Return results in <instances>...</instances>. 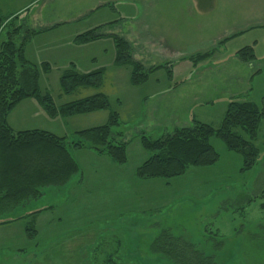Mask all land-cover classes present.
Returning <instances> with one entry per match:
<instances>
[{
    "label": "rangeland",
    "instance_id": "374dc122",
    "mask_svg": "<svg viewBox=\"0 0 264 264\" xmlns=\"http://www.w3.org/2000/svg\"><path fill=\"white\" fill-rule=\"evenodd\" d=\"M1 1L7 4V0ZM46 1L48 5L38 13L39 18L65 22L64 29L78 34L103 24L101 33L112 31L131 41L134 60L145 67L170 61L174 64V76L169 79L165 69H159L144 84L132 85L130 67L114 64V42L105 36L102 40L74 44L75 48L68 50L70 54L66 58L54 57L50 52L52 45H47L45 62L49 64V70L44 72L41 63L36 64L40 73V92L50 93L56 105L96 92L105 94L111 110L116 111L123 121L114 129L122 133L124 141L128 136L127 163L119 165L109 157L111 160L107 166L100 163L97 156L100 153L95 150L69 146L79 170L67 182L47 185L35 197L7 209L0 208V264H264V259L258 260L255 255L258 253L259 256V248L248 250L247 254L245 246L236 249L237 238L245 234L243 229L254 228V224H242L240 213L245 209L251 214L249 217H264V196L258 194L264 189V118L253 140L260 154L248 171L240 172L241 156L227 150L220 139L213 137L211 141L220 160L211 166L191 167L185 174L171 179L140 181L132 175L143 160L141 157L149 154L141 146L139 134L156 138L177 127L171 125V118L173 121L177 118L185 120V113L180 111L186 108L179 110L173 118L169 114L171 105L181 107L185 105V99H190L191 103L222 99L261 101L264 74L255 77L251 83L248 76L258 68H263L264 72V0ZM22 2H8L10 10L0 11L1 15H12ZM106 3L113 7L104 5ZM28 14L20 15L23 19L20 18L18 23L31 20V13ZM68 35L58 31L50 37L56 40ZM15 40L18 42L19 38ZM254 40L258 42L256 46ZM146 41H149L147 45L152 53L147 54L143 49ZM247 45L254 48L256 58L244 62L235 51ZM211 49H214L212 55L197 64L189 59L182 60L185 56ZM70 63L79 73L103 69L101 87H78L71 94H64L59 77ZM186 68L189 71H184ZM189 79L197 80L195 94L190 92L189 83L176 89L168 88L162 95L153 90H164L175 82ZM247 86L251 91L246 95ZM221 108V104L212 111L199 108V118L217 127L224 114ZM25 109L29 114L28 102L24 100L10 111L8 118L14 131L40 129L52 132L50 128L59 135H67L83 126L103 124V115L107 113V110L95 112L92 121L89 116L81 114L70 118L47 115L48 121L38 123L39 116L33 121L30 114L24 117ZM146 109H153L155 117L166 115L168 127L163 128L161 134L150 131V127H138L142 119L139 114ZM237 131L248 137L240 129ZM67 139L70 142L76 138L72 133ZM85 149L93 150L97 155L88 156ZM237 159H240L239 163ZM248 194L250 200H247ZM37 198L35 204L33 201ZM0 203L6 202L0 200ZM50 203L53 204L52 213L41 214L37 220L40 226L38 235L27 231L35 219L21 217L22 212L29 207L35 208L33 206L44 208ZM9 216L11 219H7ZM217 229L221 232L224 229L226 235L216 237ZM162 233L173 238L175 256L153 250V242ZM220 238H225V244L218 242ZM261 252L262 256L264 250Z\"/></svg>",
    "mask_w": 264,
    "mask_h": 264
},
{
    "label": "trees",
    "instance_id": "16d2710c",
    "mask_svg": "<svg viewBox=\"0 0 264 264\" xmlns=\"http://www.w3.org/2000/svg\"><path fill=\"white\" fill-rule=\"evenodd\" d=\"M104 5L113 7L111 3ZM17 18V14L3 17L0 13V200L6 202L0 205L2 209L41 194L42 187L67 182L79 170L77 161L68 150L69 146L91 148L107 155L119 165L127 163L128 142L123 140L121 132L114 131L121 121L118 113L111 110L105 94L96 92L56 105L50 93L40 92L39 67L29 63L24 54L29 38L40 29L24 31L21 24L14 26ZM101 26L103 24L77 34L73 42L84 44L104 36L112 38L115 46L113 62L116 66L130 67L129 81L132 85L144 84L159 69H165L168 78L172 79V62L145 67L133 59L132 46L125 37L101 33ZM235 35L225 38L221 43ZM16 37L19 38L18 42ZM213 50L196 53L188 58L197 64L210 57ZM235 55L244 62L256 58L251 45L239 48ZM41 67L44 72L49 70L46 62H42ZM102 81L103 69L79 73L73 63L59 77V85L64 94H71L78 87L97 89L101 87ZM28 97L36 99L50 117H69L107 110V120L101 125L73 132L76 139H70V142L65 136L60 137L40 129L14 131L7 122V116L18 103ZM263 118L264 96L259 103L234 99L227 103L217 127L192 118L190 126L176 127L156 138L140 133V144L149 154L134 168V176L141 180L171 179L185 174L191 167L211 166L220 157L212 144L213 137L220 139L227 150L241 156L240 172L248 171L255 165L260 154L253 140ZM237 129L248 137L245 138ZM28 230L35 232L31 227ZM172 239L162 233L153 242V250L170 257L175 256L176 246Z\"/></svg>",
    "mask_w": 264,
    "mask_h": 264
},
{
    "label": "crops",
    "instance_id": "0c3cea01",
    "mask_svg": "<svg viewBox=\"0 0 264 264\" xmlns=\"http://www.w3.org/2000/svg\"><path fill=\"white\" fill-rule=\"evenodd\" d=\"M13 1L19 2V0H9V1L7 0V4L6 3L4 4L3 1L0 0V4L3 5V6L0 5V11H2V12L9 11L10 8L8 6V2H10L12 4ZM20 5H22L20 8L14 9L12 11V13H13L12 15H15V14L18 15V18L16 19L14 26H17L18 24H21L23 26L24 31H26L27 29H31V30L32 29L33 30H39L40 29L39 32L35 33L34 35H32L29 38L28 42L25 45L24 54H25V57H26L27 61L29 63H34V64L42 63V62L47 61L45 59V55L47 54L45 52V50H46L48 44L52 45V50L50 52L54 53V55H53L54 57L55 56H57V57H65V58L68 57V55L70 54V53H68V50H72L73 48H75L74 47L75 43L73 42V38L78 34V32L77 31L76 32L75 31L72 32L71 30L67 31L66 29H64V28H66L65 27L66 25H64L65 22H63V23L54 22L53 20H43V19L39 18L38 13L42 12L43 10H45V8L48 5L46 0H23V2ZM25 12H27V14H28V12L31 13V15L29 16L31 18V20H29V21H25L24 20V22L18 23L19 22L18 20L20 18L23 19V17H20V15L22 16V14L25 13ZM24 31L22 30V32H24ZM58 31L59 32H64L65 34L69 33V35L68 36H63L61 38H57L56 40L54 38L51 39L50 34H53V33L58 32ZM103 33L104 34H113L112 31L111 32L107 31V32H103ZM105 37L106 38H110L108 36H105ZM98 40H102V38H99ZM148 42L149 41H146V44L143 43V49H145V52H147V54H149V52L150 53L153 52L152 50L149 49V47L147 45ZM257 43H256V40H254V45L255 46L257 45ZM35 53H37V56L35 55ZM42 53H44V54L42 56H39ZM189 56L183 57L182 60L183 59H186V60L189 59L188 58ZM263 59H264V56H263ZM257 60H258V57H257ZM262 69L263 68H258L255 71L251 72L250 75L248 76V82L251 83V82H253L255 77L263 75L264 72L262 71ZM186 70H187V68L184 71H186ZM187 71H189V69ZM173 76H174V70H173ZM187 83L190 84L189 85L190 86L189 87L190 88V92H193V94H195L198 91L197 88H196V85H195L197 83V80H194V81L191 80L190 81V79L189 80H181L180 83L175 82V84L173 86L171 85L172 87L167 85L169 87H165L164 90H160V89L157 90L156 88H153V90L155 92L161 93V95H162V93H165L166 91L169 90L168 88L176 89L177 87L185 85ZM247 85L249 86V83ZM248 86H247V90H246L247 91L246 95L248 93H250V91H251V88L250 87L248 88ZM193 94H191V96ZM144 99H145V97H144ZM24 100H25V102H28L29 114L31 116H33L31 121H33L36 116H39V119H40V122H38V123H41V121H43V123H45V120L48 121L47 118H49V117L47 116L46 112L43 110V108L37 102L36 99H34L32 97H28V98H25ZM24 100H22L21 102H24ZM159 102L161 103L162 101L159 99ZM228 102H229L228 99H222V100L208 102V103H203V102H201V103L200 102H192L191 103L190 99H187V100L185 99V105H181V107H179L178 105L173 104V105L170 106V108H172V110L169 112V114L174 118L175 116H177L176 114L179 113L178 112L179 110H181L183 108H186V110L180 111L182 113L183 112L185 113V120L177 118L175 121H173L171 116H169V115L168 116H169V118H171L170 119V121H172L171 125L172 124H176L177 127L178 126L179 127L189 126L191 124V119L192 118H196L197 120L201 121V119L199 118V113H198V109L199 108H205L204 109L205 111L211 109V111H212V109H214L215 106H219L221 104L222 105L221 110H222V113H224V111L226 109V105H227ZM25 111H26V109L23 112H25ZM100 111L104 112L105 110H100ZM95 112H97V111H95ZM95 112H90V113L81 114V115L89 116L88 118H91L89 121H92V120H94L93 118H95L93 116H96ZM144 112H145V114L143 115L142 113H144ZM147 112H148V114H147ZM142 113H140V114H139V112L137 113L139 115H142V119H141L140 123L137 124L139 128L141 127L140 129H144V126H146V127L152 128V130H150V131L153 132V130H154V131H157L156 133H159V132H162V131L165 130L163 128L168 127V124L165 123L166 122L165 121V116H166L165 114L158 115V116L155 117V115H153L154 114V110L153 109H146V111H143ZM9 114H8V116H9ZM29 114H27L25 112L24 115H26V116H24V117H28ZM8 116H7V122L10 125ZM103 116H104L103 120H104V122H106L107 116H108V111ZM22 117H23V115H22ZM56 117H54V118H56ZM70 117H72V116H69L67 118H70ZM64 118H66V117H64ZM119 118H120V116H119ZM49 120L53 121L54 119H49ZM120 121L123 122L121 119H120ZM142 121H143V123H142ZM262 121H264V119ZM163 122L166 125H164ZM91 123H93V122H91ZM120 124H119V127H120ZM39 125H41V124H39ZM43 125H46V124H43ZM48 125H49V122H48ZM90 125H92V126H83L81 129H75L73 131H69V134H67V135L64 134V133L59 135V134H57L56 132H54L50 128H49V130L52 131L51 133L54 132L53 134H55L57 136L69 137L75 131L97 126L96 124H90ZM26 129H28V128H26ZM23 130H25V129H23ZM114 130L118 131L116 129H114ZM121 130L123 132H125V129H121ZM159 134H161V133H159ZM124 139L127 141L128 136H127V139L126 138H124ZM128 143H127V147H128ZM257 145L260 146V143H258ZM79 151H82V150L79 149ZM84 151L88 152L87 153L88 156H90V154H95L94 151L93 150L90 151V149H88V150L85 149ZM95 155H97V154H95ZM97 156H99V158L101 159L100 163L108 166V164H109L108 162L111 160L109 157H106V155H104V154H100V155L98 154ZM146 156H145V158H146ZM142 157H144V156H142ZM142 157H141V159L145 160V158H142ZM93 158H95V157H93ZM143 160H141V162ZM237 161L239 163L240 159H237ZM141 162H139V163H141ZM119 167H121V166H119ZM119 170L120 169H118L117 171L119 172ZM132 175L135 178L133 173H132ZM137 180L142 181L141 179H137ZM263 193H264V189H262L258 194H260V196H262V198H263V196H264ZM250 198H251V196H250V194H248L247 195V200H250ZM33 202H36L35 204H37L38 203V198L35 201H33ZM33 207H35V208H32V207L26 208V210H24V212H22V216L21 217H26V218L29 217V218H32L33 220L35 219L34 225L31 228L35 227L34 229H35V233H36L40 229V226H39L37 220H39V217H40L41 214H46V213H49V212L52 213L51 209L53 207V204L52 203L46 204L44 206V208L43 207L39 208L38 206H33ZM244 211H245V209H244ZM244 211L240 213L241 217L239 216V218H240L239 220L242 221V224L244 226L245 225L249 226L251 224H254V228H252V229L244 228L243 229V233H245V234H244V236H239L237 238L236 243L238 244V246H237L236 249H238L239 247L242 249V247L245 246V253L247 254L248 250L252 251V249L255 248V250H253V251H256V248H259L260 249L259 256H258V253H256V252H255L256 253L255 255H256L258 260H260L261 258L263 260L264 257H262V256H264V254L261 256V254H262L261 250H264V217L257 216V215H254V217H249V216H251V214L248 213L247 211H245V212ZM7 219H11V217L9 216ZM224 234H225V230L224 229L222 230V232L219 229H217L215 235H216V237H220V236L224 237L226 235V234L225 235ZM37 235H38V232H37ZM229 236L230 235H228V237ZM212 239H214V238H212ZM223 239H225V238H223ZM223 239L220 238L218 240V242H222V243L224 242L223 244H225V241H223ZM190 242H192V240H190ZM237 259H238V257H236V260ZM83 262H84V260H83Z\"/></svg>",
    "mask_w": 264,
    "mask_h": 264
}]
</instances>
